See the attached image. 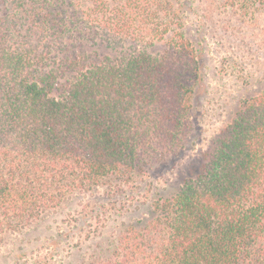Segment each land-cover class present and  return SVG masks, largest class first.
<instances>
[{"label": "trees", "instance_id": "obj_1", "mask_svg": "<svg viewBox=\"0 0 264 264\" xmlns=\"http://www.w3.org/2000/svg\"><path fill=\"white\" fill-rule=\"evenodd\" d=\"M127 2L0 0V240L122 178L114 196L190 143L196 51L158 20L161 0ZM205 158L90 264H263L264 89Z\"/></svg>", "mask_w": 264, "mask_h": 264}, {"label": "rangeland", "instance_id": "obj_2", "mask_svg": "<svg viewBox=\"0 0 264 264\" xmlns=\"http://www.w3.org/2000/svg\"><path fill=\"white\" fill-rule=\"evenodd\" d=\"M104 1L108 8L128 4ZM161 1L156 7L158 20L168 18L171 31L182 32L193 45L203 76L190 100V143L114 196L108 194L109 184L122 178H110L91 192L72 194L37 220L5 232L0 264H90L105 259L121 225L144 222L155 197L172 195L193 177L212 139L240 102L264 89V0ZM163 49L161 43L150 51Z\"/></svg>", "mask_w": 264, "mask_h": 264}]
</instances>
